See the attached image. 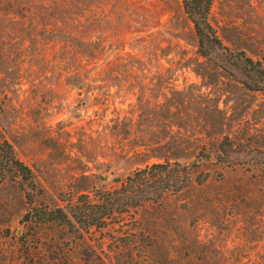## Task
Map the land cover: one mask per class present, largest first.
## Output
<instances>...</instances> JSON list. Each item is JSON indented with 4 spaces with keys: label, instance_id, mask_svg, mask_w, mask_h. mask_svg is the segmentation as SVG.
Masks as SVG:
<instances>
[{
    "label": "rangeland",
    "instance_id": "obj_1",
    "mask_svg": "<svg viewBox=\"0 0 264 264\" xmlns=\"http://www.w3.org/2000/svg\"><path fill=\"white\" fill-rule=\"evenodd\" d=\"M210 20L264 55V0H215ZM198 47L181 0H0V140L34 171L37 205L200 151L211 174L139 209L132 236L26 224L24 185L0 181V264H264V93Z\"/></svg>",
    "mask_w": 264,
    "mask_h": 264
},
{
    "label": "trees",
    "instance_id": "obj_2",
    "mask_svg": "<svg viewBox=\"0 0 264 264\" xmlns=\"http://www.w3.org/2000/svg\"><path fill=\"white\" fill-rule=\"evenodd\" d=\"M215 0H181L184 12L193 23L198 37V53L212 57L216 51L219 58L235 66L245 76L243 85L250 91L264 93V55L254 58L244 50H235L226 45L212 24L210 16ZM233 142L224 138L218 148V161L231 164L230 152ZM210 156L200 151L190 164L164 162L151 164L135 171L119 186L110 190H96L93 195L80 194L75 199L71 194L61 195L66 208L50 209L39 202L42 190L34 171L21 161L8 141L0 140V181L13 180L23 184L25 198L30 206L23 222L35 226L41 224L68 226L81 236L92 228H106L118 224L123 235H134L133 229L125 224L128 218L135 219L139 209L147 205L163 207L170 196L180 194L194 184L201 186L211 177L201 171L202 160ZM136 223H140L136 220Z\"/></svg>",
    "mask_w": 264,
    "mask_h": 264
}]
</instances>
